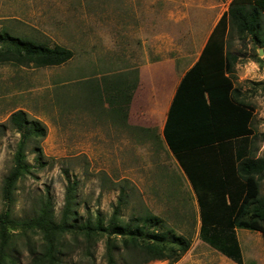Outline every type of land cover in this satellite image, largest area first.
<instances>
[{
	"label": "rangeland",
	"instance_id": "1",
	"mask_svg": "<svg viewBox=\"0 0 264 264\" xmlns=\"http://www.w3.org/2000/svg\"><path fill=\"white\" fill-rule=\"evenodd\" d=\"M223 8L209 0H0V32L73 53L57 67H38L31 61L0 64V215L3 180L13 166L19 141L8 119L22 110L29 120L43 124L45 137L25 144L24 162L30 168L13 185L14 218L33 216L47 197L58 220L69 181L76 183L77 221L100 214L107 222L122 189L121 220L126 223L148 212L189 241L178 261L146 264L210 261L217 252L199 238L196 196L168 150L162 128L151 116L137 120L141 97L130 104L131 121L113 116L107 84L133 81L136 68L154 58L175 57L177 62L190 63ZM249 43L233 33L228 39L232 54L239 52L242 60ZM251 49L254 52L253 45ZM258 58L260 74L264 55ZM243 82L240 90L248 93L250 82ZM252 90L256 97L251 100L252 129L264 133V81ZM255 146L254 155L261 156L264 143L257 140ZM259 190L264 196V179ZM7 232L2 264H33L42 250L40 236ZM236 237L245 264H264L260 233L237 229ZM120 243L117 239L113 246L114 264H143ZM56 257L58 264H107L105 237L86 247L81 238L65 236L58 241Z\"/></svg>",
	"mask_w": 264,
	"mask_h": 264
},
{
	"label": "trees",
	"instance_id": "2",
	"mask_svg": "<svg viewBox=\"0 0 264 264\" xmlns=\"http://www.w3.org/2000/svg\"><path fill=\"white\" fill-rule=\"evenodd\" d=\"M232 33L238 40L248 39L254 48H261L264 52V0L230 2L211 32L199 60L179 83L162 136L196 196L199 238L216 252L242 264L237 229L260 233L264 245V196H260L259 190L260 181L264 179V152L261 156L254 155L257 150L255 141L264 143V133L257 134L249 128L253 108L231 96L229 80L220 74L211 75L221 69L223 48L228 45ZM72 57V51L64 47H48L0 32V64L28 65L32 62L43 68L57 67ZM225 59L230 66V60L235 61L236 57L225 53ZM108 86L112 115L126 121L137 80H119L111 86L107 84V90ZM8 124L19 135V141L13 166L3 180L0 264L9 236L7 231L12 230L40 236L42 250L33 264H58L57 244L65 236L74 240L81 238L86 247L95 239L105 237L107 264L115 263L113 246L117 239L126 252L136 255L143 264L154 260L176 262L187 252L188 239L164 228L163 220L148 212L126 223L121 220L120 212L125 203L122 189L107 222L100 214L94 219L77 221L74 212L76 183L69 181L58 220L54 219L47 197L40 202L33 216L14 218L10 207L13 185L30 168L24 162L25 144L42 140L45 127L38 120H29L22 110L13 112Z\"/></svg>",
	"mask_w": 264,
	"mask_h": 264
},
{
	"label": "crops",
	"instance_id": "3",
	"mask_svg": "<svg viewBox=\"0 0 264 264\" xmlns=\"http://www.w3.org/2000/svg\"><path fill=\"white\" fill-rule=\"evenodd\" d=\"M231 1L232 0H219L218 3L217 0H209L210 4L226 6V8H223L220 15H218V17L216 18L215 24H213L210 32L207 34L204 43L197 51L195 57H191L190 63L186 64L184 62H177L175 57H161L158 59L154 58L153 60L147 61L145 65L141 64L136 68L134 79L137 80V86L133 92V97L130 104L132 106L135 98H142L140 104H138L137 102L136 105L137 110L135 114H137L138 116L137 120H141L139 117L146 120V118L151 116V118L157 123V125H159L160 128H163L169 106L179 86V83L181 82L183 76L187 73V71L190 70L199 60L211 32L215 28L222 14L227 10ZM217 34H219V32ZM251 47L252 44L249 43L246 47L243 48V51L247 53L244 60L241 59L239 52H237V56H235L236 60H230V66H228L225 59V53L232 54V46L225 45L223 48L224 61L221 69L215 70V72L217 71V73H211V75L220 74L223 76V78L229 80V82L231 83V96H233L236 100H241L245 103H248L250 107L253 108L254 119L255 111L251 100H255L256 97L255 94L252 93V88H256L259 85V82L264 81V68L259 74L260 68L256 60V58H258V49L255 48L253 52ZM209 72H213V70H209ZM243 81L250 82L248 93L243 92L245 90H240V84L244 83ZM130 104L126 123L128 122V120L131 121L133 118ZM249 128H253V120L251 121ZM210 257L211 262L207 260V263L202 264H237L218 252L216 254H211ZM244 261L245 259L242 256V264H245Z\"/></svg>",
	"mask_w": 264,
	"mask_h": 264
},
{
	"label": "water",
	"instance_id": "4",
	"mask_svg": "<svg viewBox=\"0 0 264 264\" xmlns=\"http://www.w3.org/2000/svg\"><path fill=\"white\" fill-rule=\"evenodd\" d=\"M264 55V52L261 48H258V56Z\"/></svg>",
	"mask_w": 264,
	"mask_h": 264
}]
</instances>
